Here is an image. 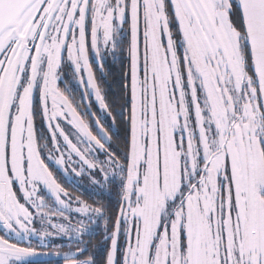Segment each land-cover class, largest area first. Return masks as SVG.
I'll use <instances>...</instances> for the list:
<instances>
[{
  "label": "snow or ice",
  "instance_id": "1",
  "mask_svg": "<svg viewBox=\"0 0 264 264\" xmlns=\"http://www.w3.org/2000/svg\"><path fill=\"white\" fill-rule=\"evenodd\" d=\"M50 256L264 264V0H0V264Z\"/></svg>",
  "mask_w": 264,
  "mask_h": 264
},
{
  "label": "flooded vegetation",
  "instance_id": "2",
  "mask_svg": "<svg viewBox=\"0 0 264 264\" xmlns=\"http://www.w3.org/2000/svg\"><path fill=\"white\" fill-rule=\"evenodd\" d=\"M95 71V69H94ZM122 67L120 61L117 59L115 62L109 60V64L105 66L103 76L99 71L96 72L97 80L100 83L103 92L106 94L107 102L110 107L119 110V104L123 103L121 100V75H122ZM70 75V73H69ZM61 88L64 87L63 84L60 85ZM73 95L79 100L80 92L77 88L73 89ZM87 103V101H85ZM92 112L97 113L102 120V123L105 127L111 123L110 118L106 117V114L100 110L99 104L95 102L94 98L92 101ZM83 107V105H82ZM113 133L120 132V135L123 136V132L120 129L119 125L113 127L111 129ZM62 186L66 188L68 192H70L73 196H79L81 199L86 200L88 203H92L93 201H100L107 203L108 196L107 192H102L100 189L95 188L89 181L87 176L81 178L68 177L65 179L63 176L59 177ZM72 182L69 183L68 181ZM98 234L93 236H87L88 240L91 241V246H96V251L98 255H103V236L101 229L96 230Z\"/></svg>",
  "mask_w": 264,
  "mask_h": 264
},
{
  "label": "rangeland",
  "instance_id": "3",
  "mask_svg": "<svg viewBox=\"0 0 264 264\" xmlns=\"http://www.w3.org/2000/svg\"><path fill=\"white\" fill-rule=\"evenodd\" d=\"M73 223H75V218L73 219ZM87 236H85V240H88V238H86ZM33 244L35 245V240H33ZM48 251L50 252H59V253H63V252H66L68 251V248H50ZM43 258H46V259H54V260H57V261H63L64 264H66V262L63 260V259H57L56 256H50V257H43Z\"/></svg>",
  "mask_w": 264,
  "mask_h": 264
},
{
  "label": "trees",
  "instance_id": "4",
  "mask_svg": "<svg viewBox=\"0 0 264 264\" xmlns=\"http://www.w3.org/2000/svg\"><path fill=\"white\" fill-rule=\"evenodd\" d=\"M39 264H64V263H63V261H57V260H54V259H46V258H44V259H40L39 260Z\"/></svg>",
  "mask_w": 264,
  "mask_h": 264
},
{
  "label": "water",
  "instance_id": "5",
  "mask_svg": "<svg viewBox=\"0 0 264 264\" xmlns=\"http://www.w3.org/2000/svg\"><path fill=\"white\" fill-rule=\"evenodd\" d=\"M41 259H44V258H41Z\"/></svg>",
  "mask_w": 264,
  "mask_h": 264
}]
</instances>
